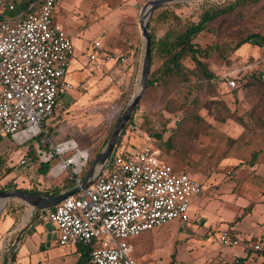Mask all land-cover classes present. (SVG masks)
I'll use <instances>...</instances> for the list:
<instances>
[{"label": "rangeland", "instance_id": "obj_1", "mask_svg": "<svg viewBox=\"0 0 264 264\" xmlns=\"http://www.w3.org/2000/svg\"><path fill=\"white\" fill-rule=\"evenodd\" d=\"M149 1L64 0L63 12L54 14V19L65 30L70 27L74 31H79L80 38L93 42L104 40L106 43L108 38L116 37L122 43L123 53L124 48L129 44L137 51L141 47L143 53L139 19L143 7ZM227 1L231 0H195L164 6L174 10L182 20L195 21L202 8L220 5ZM165 30V25L160 27L157 35L160 36ZM231 31L257 32L264 36V0L245 10L244 23L240 29L231 28ZM227 36H229L227 33L223 34V37ZM215 41L216 38L212 34L201 33L195 42L206 47ZM208 64L216 75L211 90L208 87L189 89L187 103L189 105L193 99H197V104H193L194 108L198 109L200 116L212 128L190 143L187 157L184 159L174 157L160 149L163 152L162 159L176 171L188 174L197 180L201 184V190L191 202L188 223L172 221L161 229L145 231L139 237L129 240L134 248L136 264L227 263L225 256L233 259V254L238 251L223 248L219 244L220 232L228 230L223 229L227 224L233 226L235 222L232 221L237 216L251 212L254 205L249 202L253 189L258 187L264 190V132L255 129L245 131L230 120L225 123L216 122L204 108V103L215 95L214 99L224 101L232 112L246 118L247 112L256 102V97L250 88L243 85L251 75L264 82V49L245 45L227 60L213 58ZM185 65H189L188 61ZM98 74V71L94 73L95 76ZM127 77L128 79L122 82L119 79L109 82V78L105 77L99 86L97 84L86 88L73 86L72 90L60 98V107L54 115L44 122L45 128H51L47 132L52 141L57 143L68 135V138L74 139L80 148L91 151L89 161L92 163L111 135L113 121L117 116L116 111L124 105L125 110L137 91L140 72L136 73L133 81L131 75ZM231 81L235 82V87L230 86ZM182 91L187 92V90ZM144 93L134 111L136 129L126 131L121 140V150L130 153L138 151L144 145V136L154 128L155 131H165L166 138L182 116V112L166 111L159 96L144 97ZM79 94H86L87 100L72 111H66L70 103L79 98ZM59 123V129L51 127ZM152 143L154 144L155 140L151 139ZM17 152L15 145L7 137H3L0 141V157L5 159L2 174L6 171H9V174L8 178L6 176L0 181V189L6 188L9 183L14 187L35 188L42 192H50L57 187L62 188L58 182H50L48 178H37L29 170L23 169L17 164ZM253 154H255L254 158H252ZM90 162L88 169L91 166ZM17 215L23 220L26 219V214L22 211ZM256 219L257 217L243 219L238 225L241 234L252 236L264 234V226H258ZM34 220L35 217L32 216L26 224H31ZM50 238L48 240L46 234L41 249L30 250V255L22 260L23 264L76 263L77 259L74 255L66 253L69 247L53 245L48 247L45 242L54 244L56 241L54 235ZM15 255L13 248L10 245L6 246L1 264L15 260ZM19 259H21L20 255L15 264H18ZM245 264H264V257L250 255Z\"/></svg>", "mask_w": 264, "mask_h": 264}, {"label": "built area", "instance_id": "obj_2", "mask_svg": "<svg viewBox=\"0 0 264 264\" xmlns=\"http://www.w3.org/2000/svg\"><path fill=\"white\" fill-rule=\"evenodd\" d=\"M62 2L0 0V135L21 149L34 143L39 162L51 165L48 176H65L77 188L91 151L73 139L54 143L44 129L59 97L73 89L67 74L74 45L54 21ZM99 48L95 44L88 57L92 71L102 70L103 62L111 60L107 55L100 60ZM113 58L125 61L123 55ZM229 84L235 87L234 81ZM144 139L136 152L114 150L87 188L42 215L54 227L59 247L90 248L92 264H136L130 239L172 221L189 222V208L201 184L176 171L151 139ZM27 162L23 154L18 164ZM218 241L223 248L239 249L244 257L264 255V237L242 238L223 230Z\"/></svg>", "mask_w": 264, "mask_h": 264}, {"label": "trees", "instance_id": "obj_3", "mask_svg": "<svg viewBox=\"0 0 264 264\" xmlns=\"http://www.w3.org/2000/svg\"><path fill=\"white\" fill-rule=\"evenodd\" d=\"M28 1L30 0H25V2ZM260 1L231 0L220 5L206 6L198 12L195 21L182 20L174 10H170L166 6L160 7L152 13L148 22V30L151 37V52L149 76L144 97L157 95L164 104L166 111L169 113L182 112L181 118L176 122V127L171 130L166 138L165 131L163 130L155 131L154 128L153 131L148 133L147 137L153 139V141L155 140V143H152L154 147L174 157L184 159L187 157L190 143L206 130L212 128L200 116L198 109L194 108L193 104H197V99H193L188 105V95H190L188 90L192 88L199 89L201 87H208L211 90L212 81L216 78V75L209 67L208 61L210 59L218 58L225 61L245 45H254L264 49V36L260 33H244V31L234 33V31H231V28L240 29L244 23V11L257 5ZM164 25L166 26V30L158 36L157 30ZM201 33L212 34L216 38V41L211 45L202 47L195 42ZM226 33L229 36L223 37V34ZM186 61L189 63L188 66L185 65ZM243 87L250 88L256 97V102L247 112L246 118L232 112L224 101L214 99L215 95L204 103V108L216 122L225 123L230 120L245 131L255 129L256 131L264 132V82L260 78L251 75ZM182 90H187V92L184 93ZM124 108L125 105L119 110L116 118H114L113 128ZM134 114L136 112L133 113L128 125L124 129L114 153L121 151V140L124 133L128 130L133 131L130 128L131 126L136 129ZM3 137L0 135V141ZM105 142L102 146H104ZM15 148L19 150L17 146ZM25 154L28 162L20 166L23 169L29 170L37 178H47L51 165L39 162L34 143L25 147ZM254 157L255 154L252 155V158ZM4 163L5 159L0 157V181L9 174V171L2 174ZM59 185L62 188L57 187L50 192H42L35 188H18L11 185V183L6 185V188L0 190L1 192L5 190H17L33 193L38 196L43 194L55 196L73 187L67 179L61 180ZM239 219L236 218L234 222L237 223ZM80 247L85 249V251L78 263L92 264L90 260V248ZM261 256L264 257V255ZM248 257L236 258L231 264H245ZM170 264H173V262Z\"/></svg>", "mask_w": 264, "mask_h": 264}, {"label": "crops", "instance_id": "obj_4", "mask_svg": "<svg viewBox=\"0 0 264 264\" xmlns=\"http://www.w3.org/2000/svg\"><path fill=\"white\" fill-rule=\"evenodd\" d=\"M63 3H64V0H63L62 4L57 8L55 14L57 12H60V13L63 12V8H62ZM54 21L56 22L55 19H54ZM56 23L58 24V22H56ZM58 25H60V24H58ZM60 26L62 27V25H60ZM65 31L71 36V39H72V42L74 45V50H75L74 56L72 58V61H71V64H70V67L68 70V74H67V80L74 87L86 88V87H90L92 85L96 86V84L99 86L101 84L103 78H105V77L109 78V82L116 81L117 79H119L122 82V81L128 79L127 76L131 75L132 76L131 80L133 81L136 73L138 71L140 72L141 61H142V56H141L142 55V48L141 47H140V50H139L140 52H139L135 49H132L131 45H128L124 48L125 50L123 53L121 50L122 43H120L116 37L108 38L106 43L104 40L99 41V42H93V41H89L87 39L80 38L79 31H74L70 27H68ZM97 43L100 44V48L97 50L99 52V59L102 60L103 55H107V56L111 57V60H107L106 62H103L102 70L98 71V73H99L98 76H95L94 73L96 71L91 70L90 63L88 61V57L95 51L94 50L95 44H97ZM90 46H91V48H90ZM118 54L119 55L123 54V56L125 58V61L123 63L117 62L113 58V57H116ZM94 89H96V88H94ZM62 96H60L58 99V102H57L58 104H57V107L54 109V113L60 107L59 106V100ZM78 97H79L78 99H74L70 103V105L68 106L66 111H69V110L72 111V109H75L76 107L83 104L87 100L86 94H79ZM54 113H53V115H54ZM59 125H60V123L59 124H53L51 127L54 129L55 128L57 129L59 127ZM44 129L46 130V132L48 130H51V128H49V129L45 128V125H44ZM52 132H53V130H52ZM68 137L69 136L66 135V138L58 140L57 143L64 141L66 139H72V138H68ZM144 144H145V142H144ZM17 153H18V161H19L20 157L23 154H25V148H23V149L19 148ZM105 165L103 166L102 171H103ZM87 171H88V168H87L86 172ZM99 171H100V167H97L96 172L94 174V178L96 175H98ZM86 172H85V174H86ZM85 174H84V176H85ZM6 178H8V176ZM47 178L50 180V182H58L59 183V182H61V180L65 179V176H61L59 178H51L48 176ZM83 179H84V177H83ZM43 195H46V194H43ZM250 196H251V200H250L251 202H249V204L254 205L251 212L246 214V215H242L243 214L242 213L240 217L237 216L236 218H240L237 221V223H235L233 226H230L227 224L223 229H228L231 233H233L239 237H249V238L264 237V234L255 235V236L246 235V234L243 235L238 230V225L246 217L252 218V219H255L257 217V219L255 220L256 224L258 226H264V224H263V221H264V190L257 187V188H255V190L254 189L252 190ZM4 204H5V202L3 200H0V264H1V259H2L1 257H3V250L6 248V246H9V245L11 246V248H13V253L16 254L15 260L10 261L9 263L3 262V264H15L19 255H20L21 259L18 260V264H23L22 260L26 259V257L30 255V253H31L30 250H35V249L40 250L41 249L42 244L44 243L43 239H44V236H46V234L48 235V237H51L52 235H54L56 237V234L54 233V229H53L54 227L52 225H51L52 226L51 231H48L47 229H45V226L49 223L44 221V219L42 217V215L49 213L54 208L43 211V212H37L32 207H30L29 205H27L24 201H22L20 199H11V200L7 201L5 205ZM20 211H22V212H24V214H26L25 220H23V218L18 217L17 214ZM32 216L35 217V220L31 224L27 225L26 222ZM189 220H190V218H189ZM232 222H234V221H232ZM228 223H231V222H228ZM161 228H157V229H161ZM50 239L51 238H48V240H50ZM45 243H47L48 247L51 245H53L54 247L58 246L56 241H54V244H50V242H45ZM66 247H69L68 250H66V253L73 254L75 259H77L75 264H79L78 261L82 257L85 249H83L80 246H66ZM234 250H236L238 252L233 254V257H234L233 259H230L229 257L225 256L224 259L226 260L227 263L232 262L236 258H246V257H244L243 253L239 249H234ZM248 260H249V257H248Z\"/></svg>", "mask_w": 264, "mask_h": 264}, {"label": "water", "instance_id": "obj_5", "mask_svg": "<svg viewBox=\"0 0 264 264\" xmlns=\"http://www.w3.org/2000/svg\"><path fill=\"white\" fill-rule=\"evenodd\" d=\"M195 0H150L142 9L140 19H139V29L141 32V38L143 40V53H142V61L140 67V77L138 80L137 91L127 105L126 109L119 116L111 135L101 150V152L97 155V157L92 162L88 171L86 172L84 179L82 181L81 187L72 188L69 191L62 192L55 196L49 195H35L33 193L25 192V191H2L0 192V200H3L6 204L7 201L11 199H20L24 201L27 205L32 207L37 212H43L49 209H53L58 206L65 199L75 196L80 190L87 188L95 179L94 174L96 172V168L100 167V171L98 175L101 173L103 166L109 161L111 158L116 146L119 143L121 135L128 125L136 107L138 106L141 97L146 89L147 80L149 76V66H150V52H151V37L148 30V21L152 15V13L170 3H178V2H188ZM4 204V205H5ZM45 229L51 231L52 226L47 224ZM50 238V237H48Z\"/></svg>", "mask_w": 264, "mask_h": 264}]
</instances>
